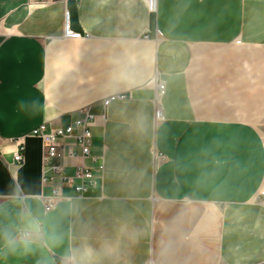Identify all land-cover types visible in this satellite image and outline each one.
Masks as SVG:
<instances>
[{"label": "crops", "instance_id": "0c3cea01", "mask_svg": "<svg viewBox=\"0 0 264 264\" xmlns=\"http://www.w3.org/2000/svg\"><path fill=\"white\" fill-rule=\"evenodd\" d=\"M87 109L82 197L29 135ZM263 193L264 0H0V264H264Z\"/></svg>", "mask_w": 264, "mask_h": 264}, {"label": "built area", "instance_id": "2783aa9c", "mask_svg": "<svg viewBox=\"0 0 264 264\" xmlns=\"http://www.w3.org/2000/svg\"><path fill=\"white\" fill-rule=\"evenodd\" d=\"M147 8L149 14H155L158 10V0H140ZM65 37L72 40H81L83 36L80 33H74L70 30L68 21L65 22L64 28ZM157 98L155 108V118L160 120L162 118V111L159 106V100L165 93V85L157 82ZM83 117L76 120L74 123L66 128L47 129L46 125H41L29 135V137L37 138L41 141L43 147V165L49 167V170L53 173V176L48 178L45 176L43 181H53L55 176H59L61 184L63 186H71L79 196H86L91 188L96 187V181L93 174L84 165L77 167L74 177L69 178L64 176L65 166L63 164L53 163L60 160H72L78 157L76 150L69 148L64 153L65 145L63 141L66 139H73L76 142V146L80 149V157L82 159L90 158L91 139L92 134L90 131L91 124L95 121L96 116L93 115L88 109L83 110ZM78 131V132H77ZM18 149L14 155V162L21 165L24 163L23 151L24 142L23 139L17 140ZM157 159V157H156ZM100 170H104V164L101 163ZM46 174V173H45ZM78 181V184H75ZM61 186L54 187L52 189V196L48 198L45 203V212H50L56 206L57 202L61 199ZM264 196V193L262 194ZM24 238H28L29 234H25Z\"/></svg>", "mask_w": 264, "mask_h": 264}]
</instances>
